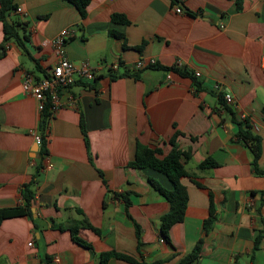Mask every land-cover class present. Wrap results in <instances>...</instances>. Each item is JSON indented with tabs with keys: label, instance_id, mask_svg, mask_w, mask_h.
Returning a JSON list of instances; mask_svg holds the SVG:
<instances>
[{
	"label": "crops",
	"instance_id": "1",
	"mask_svg": "<svg viewBox=\"0 0 264 264\" xmlns=\"http://www.w3.org/2000/svg\"><path fill=\"white\" fill-rule=\"evenodd\" d=\"M13 1L22 13L12 10L9 18L27 31L28 54L3 41L0 22V208L20 202L40 162L34 132L47 130L51 166L37 172L32 219L0 222V264H99V253L110 250L179 264L199 238L198 258L188 264H264V0H242L239 10L234 0H91L84 17L67 0ZM112 13L128 23L112 21ZM70 25L76 31L65 44L69 60L87 61L98 75L61 90L63 101L75 104L59 108L41 130L36 100L22 93V74L42 75L52 65L48 41ZM149 59L153 65L135 68ZM245 118L257 138V170L237 134ZM172 137L190 153L181 158L190 176L180 179L185 215L165 240L159 217L169 204L148 179L164 188L171 182L129 162L137 143L165 155ZM206 158L217 165L199 169ZM209 195L215 220L205 232ZM72 226L88 246L73 239ZM107 264L134 263L112 257Z\"/></svg>",
	"mask_w": 264,
	"mask_h": 264
},
{
	"label": "trees",
	"instance_id": "2",
	"mask_svg": "<svg viewBox=\"0 0 264 264\" xmlns=\"http://www.w3.org/2000/svg\"><path fill=\"white\" fill-rule=\"evenodd\" d=\"M67 1H69L75 6L81 17H84L86 13L87 5L91 0H67ZM171 1L174 2L175 0H171ZM234 2L236 9L239 10L241 8L242 0H234ZM15 8L16 5L13 0H0V22L3 31V41L7 42L9 39H12L15 42L16 46H18V48L22 52L28 54V50L24 45L25 43L24 41L28 37L27 31L25 30L24 27H22L21 31H18L17 24H21V23H18L13 18H9L10 17L9 13L12 10H15ZM110 17L111 20L114 22L128 23L127 18L123 14L112 13ZM22 26H24V24ZM123 45L125 46V44ZM139 47L141 46H137V48ZM36 66L37 68H39L37 64ZM167 69L176 70L177 68L174 65L173 67ZM46 72L47 70L43 71V75H45ZM96 78L94 79V81H92V83L95 82ZM47 118H48V113L46 110H44L41 113L40 121H39V127L41 130L45 129L47 124ZM80 125L82 131L84 132L82 121L80 122ZM39 134L41 137V143L38 149V156L40 158V162L35 167V172L33 173V175H31V178L27 182L23 183L21 187L20 202L15 204L14 206L0 208V222L5 218H10L15 216H28L30 219H32L31 206H32V198L34 194L33 186L36 182V175L41 165L42 155L48 153L46 148L47 135L44 134V132L43 133L40 132ZM176 134H178V132H175L174 136ZM237 134L239 137H241L242 141L251 149L253 165L257 170L256 162L259 155V147L256 142L257 138L254 135H252L249 131V125L246 118H245L244 127L240 126L238 128ZM169 142L171 144V149L165 155H161L162 151L159 148H150L148 146L137 143L134 158L131 162H129V165L135 168L149 167L157 171H160L164 173L171 182V188H164L154 179L151 178L148 179L149 183L157 190L159 194H161L165 198V200L169 204V208L167 212H165L159 217L160 234L165 240H168L169 238L168 231L170 227L173 224L182 221L185 215V209L187 205V192L185 186L181 183L180 179L185 176H190V174L185 170L184 163L181 160L182 157L184 158V160H187L190 157V153L186 150H180L179 148H177L174 137H172L169 140ZM216 165L217 163L215 161L211 160L210 158H206L198 164V168L203 169V168L214 167ZM122 197L125 200V206H127L129 203L127 197L124 195H122ZM214 212L215 209L212 203V199L209 195L208 215L203 220V228L205 232L211 227V224L215 220ZM82 224L83 226L90 228L94 232L98 233V230L92 227L87 221H83ZM134 227L137 238V247H139L140 227L136 222H134ZM77 230H78V226H72L70 228L71 236L73 237V239L77 243L83 246H88L87 243H85L82 239H80L77 236ZM260 238L261 236L259 233L255 235L254 237L255 246L259 242ZM201 242L202 239L199 238L196 241L193 249L190 252L181 256L179 260V264H188L196 260L199 255ZM112 257L119 258L134 264H159L162 261L168 259V258L161 259L154 261L152 263H144L142 261H137L135 258L126 255L124 253L110 250L99 253V264H107L108 260Z\"/></svg>",
	"mask_w": 264,
	"mask_h": 264
},
{
	"label": "built area",
	"instance_id": "3",
	"mask_svg": "<svg viewBox=\"0 0 264 264\" xmlns=\"http://www.w3.org/2000/svg\"><path fill=\"white\" fill-rule=\"evenodd\" d=\"M15 11L17 13H22V9L19 6L15 8ZM174 11L177 13L181 12L180 6L175 5ZM223 26L222 23L219 24L220 28ZM75 31L76 29L74 26L70 25L63 27L48 41L52 47L55 59L52 65L47 69L45 75L42 74L36 76L29 71H24L22 74V93L25 96L33 97L37 102V110L40 115L46 110L49 119L64 105L73 106L75 104V99L64 102L60 95L61 90L72 85L78 78L92 82L98 75L97 70L91 67L87 61H82L78 66H75L69 60L66 54L65 44L74 35ZM154 62V59H149L148 61L137 60L134 66L135 68H141L146 63L151 65ZM112 67L114 68L115 64H113ZM199 74V71L194 72L195 76H198ZM222 96L227 103L233 102L231 93L224 92ZM45 134H47V130H45ZM33 138L39 149L41 143L40 134L34 132ZM50 166L51 161L48 153H46L42 155L40 169L44 170ZM27 245H32V242L29 241ZM53 262L55 263L56 259H54Z\"/></svg>",
	"mask_w": 264,
	"mask_h": 264
},
{
	"label": "rangeland",
	"instance_id": "4",
	"mask_svg": "<svg viewBox=\"0 0 264 264\" xmlns=\"http://www.w3.org/2000/svg\"><path fill=\"white\" fill-rule=\"evenodd\" d=\"M23 59H24V61H25V66L26 67H29V68H32L33 67V65H32V62L30 61V60H28L26 57H24L23 56ZM35 71V70H34Z\"/></svg>",
	"mask_w": 264,
	"mask_h": 264
},
{
	"label": "water",
	"instance_id": "5",
	"mask_svg": "<svg viewBox=\"0 0 264 264\" xmlns=\"http://www.w3.org/2000/svg\"><path fill=\"white\" fill-rule=\"evenodd\" d=\"M38 147H36L35 151H37Z\"/></svg>",
	"mask_w": 264,
	"mask_h": 264
}]
</instances>
